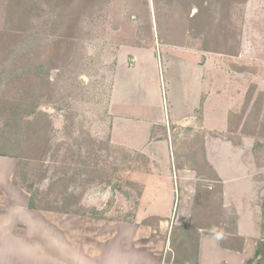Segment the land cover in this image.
Here are the masks:
<instances>
[{"label": "rangeland", "instance_id": "1", "mask_svg": "<svg viewBox=\"0 0 264 264\" xmlns=\"http://www.w3.org/2000/svg\"><path fill=\"white\" fill-rule=\"evenodd\" d=\"M38 1L43 11L33 18L30 31L25 26L12 57L25 51L23 40L41 46L37 55L46 59L42 68L45 86L31 119L45 118V136H31L32 142L24 130L18 136L11 134L0 115V166L10 168L11 183L29 196L27 202L12 187L0 186L4 202L0 221L9 222L4 226L8 234L0 235V264H84L86 251L80 244L85 241L80 234L72 235V220L74 227L86 225L88 230L92 226L85 222L90 220L129 224L135 223L137 215L153 214L143 222L156 231L155 242L166 237L178 254L181 245L195 246L198 228L207 232L233 229L229 210L219 209L217 188L204 175L207 169L202 157L187 154L180 156V162L177 157L178 163L200 169L203 176L197 174L196 180L179 172L178 183L173 184L172 157L165 162L162 154L148 157L109 140L114 81V110L145 121L137 125L142 142L152 127L150 121L165 119L163 95L168 110L182 98L190 102L198 72L193 55L203 48L218 51L205 53L217 70L221 93L213 98L212 120L216 118L218 128L228 124L225 135L235 146L214 145L212 150L215 158H222L225 173L242 177L248 172L245 181L228 186L235 198H258L263 237L264 0H210L211 12L204 11L196 19H192L197 13L195 5L186 0H93L78 18L73 36L62 38L66 41L63 49L53 34L62 30L51 31L54 1L51 6ZM8 2L0 0V30L11 26ZM228 3L231 9L226 13L223 6ZM209 14L211 22H206ZM52 43L58 46L54 55L49 48ZM129 52L136 58L135 69L128 70V60L127 67L116 70L118 55ZM128 86L132 101L125 105L122 91L126 97ZM2 89L0 84V94ZM104 120L106 126H102ZM172 132L177 142L187 136L181 130ZM200 187L214 191L211 207H207L206 193L198 194ZM31 199L39 209L30 207ZM163 215L167 217L161 228Z\"/></svg>", "mask_w": 264, "mask_h": 264}, {"label": "crops", "instance_id": "2", "mask_svg": "<svg viewBox=\"0 0 264 264\" xmlns=\"http://www.w3.org/2000/svg\"><path fill=\"white\" fill-rule=\"evenodd\" d=\"M199 53L198 55H193L195 62H197L196 67L198 72L196 73L195 82L192 86L190 102H186L188 100L184 101L182 98L180 101L177 100L176 104L170 106V110H168V108H165L166 99L163 95L165 119L157 122L150 121L149 126L152 127L149 133L143 137L142 142V138L138 141L141 128L137 125L139 121H145L132 115L123 113L122 115L114 110L113 96L116 94L114 81L109 107V116L111 115L112 117L109 123V140L111 144L141 151L142 154L148 157L150 155L162 154L161 156L165 162L168 161V157L169 159L172 157L174 163L173 170L171 169L169 172L171 175L174 172L177 178V173L184 172L190 177L193 176L196 180L199 179L195 169L187 167L186 165L183 166L182 164L184 163H178L177 157L179 162L181 160L180 156L183 157L187 154V156L202 157L204 163L209 166L221 182L224 209L231 207L235 209L237 215L235 238L243 240V245H231L232 243L226 240V246H223L217 232H207L204 228H200L196 236L195 246H191L190 249V247L188 248L185 245V250L183 251L184 246L181 245V250L185 254L181 255L182 252L178 254L172 248L171 244L166 243V237L162 238L159 243L155 242L154 234L156 231L153 230L152 226L143 222L144 219L153 216V214L146 213V217L137 215L135 223L129 224L107 221L103 218L94 221L90 220L89 222H85L89 226H92L88 230H86V225L74 227V221L72 220L69 225L72 235L80 234L81 240L85 241L80 244L81 250L86 251L84 264H250V261L254 259L257 251V243L264 239L261 228L263 218H261L262 215L259 216L261 208L258 207V198L256 196L248 198L238 196V199L231 195L228 185L231 183L234 184L239 180L245 181L249 177L248 172L246 174L242 173V177L236 172L225 173V166L220 161L222 158L217 159L214 156L212 150L214 145L218 148L229 145L233 149H235V146L233 142L228 140L226 137L227 134L225 135L228 131V124L223 128H218L215 123L216 118L212 120V115H214L215 111H213V98L216 93L221 94L217 88V70L211 67L205 55V53H208L207 51L201 50ZM118 59L116 70L127 67V63L129 65L128 60H130L128 70L135 69L137 62L132 53L129 52L126 55L120 54L118 55ZM175 80L176 78H174ZM126 92L127 96L124 97V92L122 91L121 100L125 102V105H128L132 101L129 86ZM185 104L189 107L188 109L185 107ZM179 110L181 115L178 114ZM230 114L231 109H228L225 113L227 122ZM102 126H106L105 120ZM136 129L138 133H135ZM175 129L187 133V136L179 137L180 141L177 142L174 135H172V131ZM165 133H167V136ZM182 162H185L184 159ZM10 176V168L8 166H0V186L10 190L13 188L12 191L14 190L17 197L23 199L25 197V200L29 199L27 193H24L11 183ZM165 181L169 185L168 178H165ZM171 181L174 184V179H170ZM248 202L251 205H255L247 206ZM3 203V192L0 190V205ZM166 217L167 215H163L161 218V228L164 225V221H166ZM82 219L87 220L86 218ZM23 220L25 221V219ZM8 223L6 219L0 221V235L4 233L8 234V232H4V226ZM183 228L188 230L189 227L188 225H184ZM221 234L227 236L224 232ZM71 250L73 249L71 248Z\"/></svg>", "mask_w": 264, "mask_h": 264}, {"label": "trees", "instance_id": "3", "mask_svg": "<svg viewBox=\"0 0 264 264\" xmlns=\"http://www.w3.org/2000/svg\"><path fill=\"white\" fill-rule=\"evenodd\" d=\"M53 1L56 13L55 19L51 24V31L62 30L60 33H53L55 31H52V33L57 34L56 37L59 38V42L57 41L56 44L60 43L63 49V44L66 41L62 38L73 36V28L77 26L78 18L93 0H45L50 6ZM155 1L156 3H159L160 0ZM186 1L190 4H194L197 9V13L192 19L203 17L204 11L210 13L212 10L210 0ZM223 7L225 8L226 13L231 9L230 3ZM223 7L221 9H224ZM7 10L11 26H9V28L4 27V29L0 30V84L1 86L3 85L0 94V115L3 117L5 125L9 128V133L18 136L19 133L24 130V136H28L30 139L31 136H37L35 139L38 137L41 139L45 136L44 129L46 126L43 127L45 118L40 121L36 118H31L37 114V107L40 102L39 99L44 93L43 87L45 85L42 84V81L44 80L42 68H44V61L46 62V59H41L40 55H37V50L39 51L41 46L35 47L27 44L28 40L22 41L25 42L26 45V49L23 53L16 57H12V54L17 49L18 39H23L22 34L26 31L25 26L29 27V31L33 28V18L37 12L43 11V7L38 0H9ZM210 18L211 15L206 22H211ZM21 46H23L22 43ZM49 48L53 54L57 52L58 46L52 43ZM203 50L218 52L217 50H209L208 48H203ZM46 70H48V68ZM35 139H31V141L34 142ZM15 157L19 159L21 158L20 161L23 160L20 155ZM204 165L207 169V172L204 171V175L208 174L207 179L213 182L215 189L217 188L216 191H218L219 201L218 207L223 212L224 210H229L231 223H233V229L230 231L226 230L225 232L224 228L219 227V229L223 230L217 231L221 244L226 246L225 241L229 240L232 243L231 245L242 246L243 240L235 238L237 224L235 209L233 207H231V209H224L221 182L211 171L209 166L206 163H204ZM195 171L198 175L203 176L200 169L196 168ZM212 190L214 189L212 188ZM204 192L206 193V200H210L214 193V191L212 193V191H207L204 190L203 187H200L198 194L201 195ZM206 203L208 204L207 207L212 206L211 200L209 203L208 201ZM30 204L32 209H39V206H36L33 199H31ZM199 229L200 228H198V230ZM222 232H225L227 236L222 235ZM183 249L185 250V245ZM250 264H264V239L258 241L255 257L250 261Z\"/></svg>", "mask_w": 264, "mask_h": 264}, {"label": "built area", "instance_id": "4", "mask_svg": "<svg viewBox=\"0 0 264 264\" xmlns=\"http://www.w3.org/2000/svg\"><path fill=\"white\" fill-rule=\"evenodd\" d=\"M174 181H175V184L177 183V176L176 174H174Z\"/></svg>", "mask_w": 264, "mask_h": 264}]
</instances>
